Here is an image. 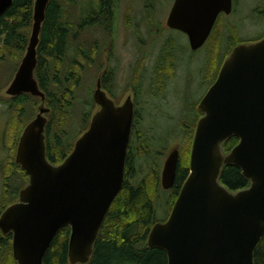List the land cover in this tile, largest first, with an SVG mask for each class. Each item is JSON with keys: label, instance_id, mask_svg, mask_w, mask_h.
<instances>
[{"label": "water", "instance_id": "95a60500", "mask_svg": "<svg viewBox=\"0 0 264 264\" xmlns=\"http://www.w3.org/2000/svg\"><path fill=\"white\" fill-rule=\"evenodd\" d=\"M14 0H0V16ZM50 0H35L26 54L6 91L41 100L39 113L24 129L16 163L29 176L19 199L0 216V231L13 236L17 264H44L61 230L69 228V263L87 264L115 199L123 189L134 104L121 105L98 81L89 129L60 165L47 159L46 94L35 78L38 47ZM233 0H176L167 26L188 37L197 52ZM189 176L167 222L150 231L148 245L167 253L169 264H255L264 236V38L235 47L198 107ZM238 145L227 155L223 145ZM180 152L172 151L162 172V188L176 182ZM225 167L242 171L250 187L231 192L221 184Z\"/></svg>", "mask_w": 264, "mask_h": 264}, {"label": "trees", "instance_id": "16d2710c", "mask_svg": "<svg viewBox=\"0 0 264 264\" xmlns=\"http://www.w3.org/2000/svg\"><path fill=\"white\" fill-rule=\"evenodd\" d=\"M34 3L35 0H14L12 7L0 16V51L5 53H8V51H17L22 54L26 52L33 27ZM110 5V0H101L100 11L93 13V16L87 20L89 22L84 21V24L81 22L82 24L79 25V29H84L90 26L91 23L99 26L100 23L97 22L100 17H103V20L105 19V22L108 21L109 23L110 16L108 14H110L111 10ZM101 11L106 12L107 16L100 15L102 14ZM66 16L62 0H50L46 11V19L40 34L38 66L35 72L38 84L46 94V105L50 109V113L47 115L49 121L45 136L47 159L54 165L61 164L72 153L76 140L88 130L92 117V114L87 115L84 118L85 125L81 131L77 135L70 137L69 128L66 127L67 118H65L66 121L61 120L64 124H61L58 118V116L61 117V113L58 114V112L69 100L67 94H55L54 90L51 89L55 81H51L49 63L51 60L58 62L64 61L67 57L73 29L69 22L66 21ZM212 35L211 37L213 39H217L219 36L214 31ZM220 41H222V38ZM230 46L232 48V44ZM176 48L177 45L173 42L172 38H169L157 53L158 56L156 59L158 65H154V78L150 79L151 91L148 93L152 95V98L159 97V94H165L168 83L170 84L171 81L176 79V63L180 59L176 53ZM231 52L229 49L223 55L220 54L218 56L217 48L214 45L209 48V54L206 59V70H208L207 72L205 71L204 79L210 81L211 86L217 80L220 69ZM82 53L85 59H92L89 53ZM145 56L150 57L148 54H145ZM18 59L22 61L20 58ZM106 76V74L103 76V81L109 79ZM71 78H75V81L78 83V78L75 76V73L70 72L68 74L67 80L70 81ZM10 100L13 104L12 107L16 106L14 110L21 113L20 117L23 116V121L22 124L18 123V121L11 119V115L10 119H8L4 134V142L10 149V158L8 157L4 163H0V170L4 173V198H2V202L4 201V203L0 205V216L10 205L17 202L20 191L29 183V176L16 163L15 156L20 136L32 119L31 116H34L37 110L39 111V104L41 103L39 98H35L29 94L13 97ZM30 104H32L31 116L29 113ZM91 106L92 109L97 108L94 101L91 103ZM158 111H160L159 107ZM186 114L188 117L189 115L193 116L192 120H189L188 123L187 120L190 118L187 117L186 120L183 118L182 123L186 122V126L180 125L176 133H172L169 136H159L158 134V137L148 138L145 131L143 132L141 130L143 117L139 107H137L135 117V158L133 155L134 138H132L128 152L123 189L115 199L106 216L95 244L93 255L87 264H169L166 252L149 247L148 237L151 229L157 223H164L168 220L183 185L187 180L191 157L189 151L190 143L186 150L190 155L185 156V150L181 152L176 182L170 191L163 190L160 180L161 170L158 172L156 166L150 171L153 174L155 173L154 176H144L142 179H139L137 176V166L139 164V154L144 159H154L156 155L163 157L164 152L167 150V146H164L163 140L166 138L164 141L169 142L177 133L181 139H184V142L188 140V142L193 144L197 124L202 117L197 103L191 112ZM151 116L154 117V115ZM154 141L159 142L157 150H153L152 148ZM238 143L239 140L236 137L229 139L223 145L222 149L224 154H229ZM8 170L9 174H7ZM220 182L229 191L234 193L250 187V182L244 178L242 171L236 167H225ZM165 193H169V195H166L167 200L165 198L163 199ZM161 204L165 208L168 207L166 208L168 216L162 222L157 217V211L161 208ZM70 236L71 230L69 228H64L59 232L46 254L44 264H70ZM12 242V234L3 235L0 232V264H17L13 256ZM254 261L255 264H264V236L255 252Z\"/></svg>", "mask_w": 264, "mask_h": 264}, {"label": "rangeland", "instance_id": "374dc122", "mask_svg": "<svg viewBox=\"0 0 264 264\" xmlns=\"http://www.w3.org/2000/svg\"><path fill=\"white\" fill-rule=\"evenodd\" d=\"M175 1L117 0V3H113V6L116 5L113 7L115 16L117 15L113 31L106 32L94 23L84 29H79L81 22L84 24V21L92 17L93 13L100 11L101 0H62L67 15L66 21L72 26L73 31L66 59L60 62L51 60L49 73L51 81H55L51 88L54 93L68 95L69 101L58 112V114L61 113V117L58 116V118L61 124H64L61 120L66 121L65 118H67L66 127L69 128V137L77 135L85 125L84 118L87 115H93L98 110V107L92 109L91 106L98 80H102L105 73L107 74L106 78H110L114 67H116V73L108 81L107 88L110 93L106 92V94L112 96L118 105L123 104L128 97H132L134 100L135 94L136 107H139L143 117L141 130L145 131L148 138L158 137V134L159 136H169L176 133L180 125L186 124V122L182 123L183 118L186 120L188 117L186 113H190L196 103L199 107L201 99L211 86V82L204 79L205 71L208 70H206V59L209 48L214 45L219 56L223 55L226 50L232 51L235 46L254 42L264 37V0H235L233 13L229 16H222L216 24L214 32L219 34L217 39H213L211 37L213 35H211L207 44L200 51L192 52L189 40L184 34L168 30L167 20ZM100 21L101 23L105 22L103 17H100L97 23ZM134 24L135 34L131 28ZM169 38H172L177 45L176 53L180 58L179 61L177 60L175 69L176 79L170 84L168 83L165 94H159L161 98H152V95L148 94L151 91L148 71H151V66L158 56L160 47ZM219 38H222V41ZM82 52L89 53L92 59H85ZM25 53L0 51V163H4L10 154V149L4 142L8 119L12 115V120L21 124L23 121V116L20 117L21 113L14 110L16 106L12 107L11 97L7 95L6 91L21 65L22 61L18 58L23 60ZM145 54H150L151 57H147ZM70 72L75 73L78 83L75 78L67 80ZM102 90L105 92L104 89ZM155 106L159 107L160 111ZM31 109L32 104L29 109L30 116ZM47 109L49 108L47 107ZM38 113L37 110V113L31 116L32 119L29 123L37 117ZM192 117L189 115L188 123ZM164 140L163 143L164 146H167V150L163 157L156 155L154 159H144L139 154L137 166L139 179L144 176H154L155 173L150 171L155 166L158 172L161 170L160 178L162 179L165 161L172 151L178 150L181 155V152L186 151L190 143L189 151L191 153V142L188 140L184 142L178 133L169 142ZM158 147L159 142L154 141L153 150H157ZM190 153L188 154L186 151L185 156H189ZM7 174H9V170ZM3 187L4 173L0 170V205L4 203V201L2 202ZM166 195L169 193H165L163 196L165 200H167ZM160 207L157 217L162 222L168 216L166 209L168 207L165 208L162 204Z\"/></svg>", "mask_w": 264, "mask_h": 264}, {"label": "flooded vegetation", "instance_id": "af4514ba", "mask_svg": "<svg viewBox=\"0 0 264 264\" xmlns=\"http://www.w3.org/2000/svg\"><path fill=\"white\" fill-rule=\"evenodd\" d=\"M113 3H117V0H110V7H111V10H110V14H108L110 17H109V23H108V21L107 22H102L101 23V21H100V29L101 30H104V31H113V25H114V23H115V21H116V18H117V15L115 16V13H114V8L113 7H115V6H113ZM175 3V2H174ZM172 10V9H171ZM101 13L102 14H100V15H102V16H107V13L106 12H104V11H101ZM231 15V14H230ZM221 16H224V14H221L220 16H219V18L221 17ZM227 16H229V15H227ZM218 18V19H219ZM105 20V19H104ZM103 20V21H104ZM218 22V21H217ZM217 22H216V24H217ZM108 24H109V26H108ZM216 24H215V26H214V28H213V31H214V29H215V27H216ZM132 28V32H133V34H135V24L131 27ZM168 30L170 31V32H177V33H181V32H179V31H176V30H173V29H171V28H169L168 27ZM213 31H212V33H213ZM211 33V34H212ZM149 56H150V54H148ZM151 57V56H150ZM177 64V63H176ZM154 65H158L157 64V59L155 58V60H154V62H153V64H152V66H151V71L149 70L148 71V75L150 76V79H152V78H154L153 76H154V72H155V70H154ZM114 73H116V67H114V68H112V75H114ZM106 74V73H105ZM104 74V75H105ZM107 75V74H106ZM112 75H111V77H112ZM109 78L110 80L112 79V78ZM109 79H106V81L104 80H101V83H102V89H104L105 90V93L107 92V93H110V91L108 90V88H107V84H108V81H109ZM95 94V93H94ZM162 95V94H161ZM206 95V94H205ZM205 95H204V97H205ZM159 96V95H158ZM111 97V96H110ZM157 97V96H156ZM160 97V96H159ZM203 97V98H204ZM112 98V97H111ZM132 98V97H131ZM161 98V97H160ZM202 98V99H203ZM201 99V100H202ZM132 101H133V104H134V116H133V126H132V134H131V139L132 138H134V140H133V155H134V158H135V117H136V112H137V107H136V104H135V94H134V100L132 99ZM201 102V101H200ZM155 108H157L158 109V107L157 106H155ZM93 116V115H92ZM92 118V117H91ZM85 133V132H84ZM83 133V134H84ZM82 134V135H83ZM128 152H129V149H128ZM127 160H128V157H127ZM127 166V165H126ZM189 176V175H188Z\"/></svg>", "mask_w": 264, "mask_h": 264}]
</instances>
